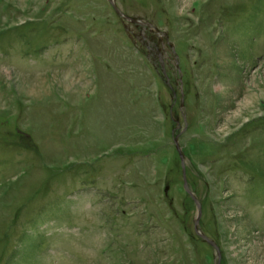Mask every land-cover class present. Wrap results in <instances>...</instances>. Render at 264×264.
Wrapping results in <instances>:
<instances>
[{"label": "rangeland", "instance_id": "1", "mask_svg": "<svg viewBox=\"0 0 264 264\" xmlns=\"http://www.w3.org/2000/svg\"><path fill=\"white\" fill-rule=\"evenodd\" d=\"M0 0V264H264V0ZM165 54V69L149 47Z\"/></svg>", "mask_w": 264, "mask_h": 264}, {"label": "water", "instance_id": "2", "mask_svg": "<svg viewBox=\"0 0 264 264\" xmlns=\"http://www.w3.org/2000/svg\"><path fill=\"white\" fill-rule=\"evenodd\" d=\"M111 5L113 6L114 10L116 11V13L123 17L124 19L132 22V23H136V24H140L142 26H144L145 24H142L140 21L136 20V19H133V18H130L128 16H125L123 15L120 10L117 8L114 0H109ZM174 143L176 145V148H177V151H178V154H179V158H180V161H181V166H182V172H183V186H184V190L185 192H187L189 194V196L192 198V200L194 201V203L196 204V207H197V210H198V216L195 220V224H194V230H195V233L204 241L206 242L209 246H211L215 251H216V258H217V264H220L221 263V251H220V248L218 247V245L210 240L206 235H204L200 229H199V222H200V219H201V213H202V210H201V205L200 203L198 202V200L195 198L194 194L192 193V191L190 190L189 186H188V182H187V179H186V168H185V157H184V154L182 152V149L180 148L179 144H178V137L175 138L174 140Z\"/></svg>", "mask_w": 264, "mask_h": 264}, {"label": "flooded vegetation", "instance_id": "3", "mask_svg": "<svg viewBox=\"0 0 264 264\" xmlns=\"http://www.w3.org/2000/svg\"><path fill=\"white\" fill-rule=\"evenodd\" d=\"M149 54L151 57L155 58V60L156 59L158 60V64L160 65L161 69L164 70L165 69V63H164L165 54L160 52L157 46L149 47Z\"/></svg>", "mask_w": 264, "mask_h": 264}]
</instances>
